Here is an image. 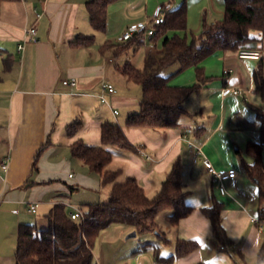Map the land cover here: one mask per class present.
<instances>
[{
	"label": "crops",
	"instance_id": "obj_1",
	"mask_svg": "<svg viewBox=\"0 0 264 264\" xmlns=\"http://www.w3.org/2000/svg\"><path fill=\"white\" fill-rule=\"evenodd\" d=\"M89 1L21 0L0 7V48L4 52L0 56V159L10 161L7 171L0 168V264H15L19 226L31 224L32 215L40 214L46 222L45 216L59 203L65 204L70 213L75 211L70 198L83 187L69 184L77 178L72 170L78 169L83 178L93 173L72 156L71 146L78 140L88 146H101L102 125L107 122L119 124L138 149L136 153L115 151L111 168L122 170L120 180L134 177L146 194L154 197L173 163L181 159L182 179L189 193L186 202L194 209L174 227L168 223L166 213L159 214L164 215L167 225L162 230L159 224L171 241L168 245L155 234H144V240L132 244L135 248L131 250L123 238L133 228L120 226L100 255H96V243L98 264H115L118 258H122L121 264H158L154 246H159L163 254L166 246H175L177 239L195 240L200 249L174 264L208 262L205 256L211 252L213 228L201 209L215 202L222 205V224L235 248L245 258L257 261L264 242V234L252 221L258 215V187L248 177L244 164L253 163L246 153L247 145L261 138L256 110L264 109V102L255 91L253 73L260 61L264 67V46L260 60H242L235 51H219L206 59L205 73L218 79L208 81L184 104L186 114L178 127L131 128L126 121L139 109L137 103L132 107L131 97L119 90L116 95L105 94L109 105L102 104L98 97L103 83L116 87L117 83L128 86L129 82L118 78L122 73L116 67L113 73L108 64L112 60H108V52H101V44L75 45L80 36L93 33L86 9ZM164 1L126 0L112 5L107 38H116L132 24L143 22ZM205 1L203 6L212 12L214 21V10L219 14L224 0ZM167 6L171 9L173 5ZM31 26L37 28V40L24 43L25 30ZM21 44H25L23 51L19 50ZM152 50L158 53L160 47ZM6 58L11 62L9 71L5 70ZM72 79L77 81L76 86L63 84ZM224 88L241 93L224 96ZM76 121L83 126L69 136L68 126ZM190 142L202 151L197 163ZM42 146L35 171L33 164ZM203 155L217 170L236 171L234 178L224 181L225 194L205 169ZM31 205L38 206L36 214L29 211ZM220 257L216 255L215 263H209L222 262Z\"/></svg>",
	"mask_w": 264,
	"mask_h": 264
},
{
	"label": "trees",
	"instance_id": "obj_2",
	"mask_svg": "<svg viewBox=\"0 0 264 264\" xmlns=\"http://www.w3.org/2000/svg\"><path fill=\"white\" fill-rule=\"evenodd\" d=\"M21 0H0V7L6 3H17ZM126 0H90L86 4L90 26L93 33L80 36L75 45L89 47L96 42L95 33L107 34L109 9L112 5ZM172 4L166 11L164 23L155 26L151 37L153 48L161 40L160 52L149 49L144 59V67L138 69L127 61L123 68H116L129 83L141 88L139 111L129 115L126 125L131 128L170 129L180 124L186 114L184 104L191 96L200 91L212 78H208L204 62L219 51L251 50L262 51L264 46V0H224V19L204 21L203 31L189 43L188 9L186 0ZM165 8L166 4L158 7ZM175 32L173 36L169 33ZM146 40L133 38L126 43L104 41L100 46L102 53H110L114 58L128 56L130 51L136 53ZM0 48V56H3ZM260 60V59H259ZM5 70L11 68L10 59H3ZM178 73L195 68L197 82L194 86L179 87L171 85L172 75L164 72L174 66ZM255 91L264 102V67L262 61L253 73ZM260 125V142H251L246 153L253 159L252 164H244L248 177L258 187V215L260 224H264V109L256 110ZM83 126L81 121L68 126V135L74 136ZM101 146H88L82 140L74 142L71 154L82 161L90 173L97 174L101 186H109L111 191L106 203H92L79 209L83 218L72 220L69 208L63 203L54 205L45 216L47 227L21 224L18 229L15 264H98L94 249L100 233L113 223L130 226L139 234H155L164 243L170 244L166 232L160 229L157 217L166 213L171 226L193 212V207L186 202L189 194L182 179V161L176 160L159 192L149 197L144 188L134 177L121 181L122 170L111 168L116 150L136 153L135 144L131 143L123 128L113 122L102 125ZM50 143V142H49ZM48 144V143H47ZM111 147V148H108ZM114 148V149H113ZM33 169L37 170V158ZM72 190L75 188L70 187ZM213 228L212 242L218 251L236 255L246 262L241 251L237 250L223 227L221 216L222 205L218 202L211 207L201 209ZM37 213V212H36ZM35 213V214H36ZM200 249L195 240L177 239L175 252L169 256L161 253L159 246H154V256L158 264H174ZM257 264H264V242L257 255ZM195 264H212L198 262Z\"/></svg>",
	"mask_w": 264,
	"mask_h": 264
},
{
	"label": "rangeland",
	"instance_id": "obj_3",
	"mask_svg": "<svg viewBox=\"0 0 264 264\" xmlns=\"http://www.w3.org/2000/svg\"><path fill=\"white\" fill-rule=\"evenodd\" d=\"M183 0H166L164 1L163 4L168 5L169 2H172L173 4L176 3H181ZM207 1L205 0H186L187 3V9H188V30L185 33L183 32H178V34H180L181 36L186 35L187 39L189 41V43H191L194 38L198 37L201 32L203 31V26H204V21L206 20L208 23L209 22H214V21H218V20H222L224 19V14H225V7L223 6L222 11L218 14L217 9H215V15L217 14V17L214 18V21L212 20V16H211V11L204 7L203 5L206 3ZM207 4V3H206ZM128 29V28H127ZM96 34V43L95 44H102L104 43V41L106 40H111L112 42L115 43L117 37H112V38H107V36L103 33H95ZM175 34V32H171L169 33V36H173ZM150 39L151 38H147L145 41V44L142 45L140 47V49L134 53L133 51H130L129 55H122L119 58H114L110 53H108V60H112L110 63H108L110 66H112V71L114 73V69L115 67L119 66L120 68H123L124 65L127 63V61H130V63L132 65H134L135 67H137L138 69H142L144 67V59L146 57V55L148 54V50L152 49L151 46H153L150 43ZM161 40H159L157 42V46L160 47L161 46ZM151 47V48H150ZM178 69L179 67L177 65H174L170 68H168L165 72L164 75H172L171 78V85L173 86H179V87H190V86H194L196 81V70L195 68H189L181 73H178ZM207 75V74H206ZM14 76V75H13ZM118 78H122L124 81H126V78L123 75H117ZM208 78L212 77V76H208ZM214 77V76H213ZM218 78H212L211 80H209L210 82H213L215 80H217ZM120 83V82H119ZM117 92L118 90L120 91V94H124L127 95L129 97H131L133 99L132 102V107L134 106L133 104L137 103V107H139L138 102L141 99V88L140 86L133 84V83H129L128 86H126L125 83L123 84H116ZM139 111L136 110L135 112ZM1 130V129H0ZM111 148V147H108ZM114 149V148H113ZM73 175H77V178L75 180H73V182L69 183L70 185H79L83 188H80V190L76 193L73 194V196L70 198V203L73 205V207L71 209H75L78 210L81 208L82 205H87V204H92V203H106L109 199V194H110V187L109 186H101L100 185V180H99V176L97 174L93 175H89L88 178H83L80 176L78 169L76 170H72ZM92 174V173H91ZM88 176V175H86ZM78 206V207H77ZM30 216V215H29ZM30 225H37L39 228H45L47 227V222L44 221V218L39 214V215H32L31 216ZM158 222L162 228V230H166V223L164 221V215H159L158 216ZM125 227L128 229H131L130 226L124 225V224H120V223H113L112 225H110L107 229H105L104 231H102L100 233V236L97 240V246L99 247L98 249H96V255L98 253V255H100V251L102 250V247L104 246V248L108 245V243L110 242V239H113L114 233L113 231L119 229V227ZM135 232V230H131V231H127V233L124 235V240L126 243H128V247L130 246V249L133 250L136 246V244H138V242H142L143 239V235L144 234H137L136 237H130L133 233ZM118 234L119 233L118 231ZM153 235V234H152ZM150 234V236H152ZM153 240L157 241V237L152 238ZM132 244H135V246H131ZM214 245V244H213ZM210 244V253L209 256H205V259L210 262L213 260V257H215L216 255H220L221 257V261L216 262L217 264H226V262H228L229 264H257L256 259L255 258H250V257H246L245 259V263L243 261H241V259L236 255V257H231V255L228 252L225 251H218L216 249L215 246H213ZM170 247V248H169ZM166 250L163 252V254L165 256H169L172 253H174V249L175 246L174 244L172 246H166L165 248ZM13 251V250H12ZM122 253H124V250H120ZM14 254V252H13ZM207 255V254H205ZM219 258V259H220ZM218 260V259H215ZM122 262V258H118L116 260V262H114L115 264H121ZM213 262L215 263V261L213 260Z\"/></svg>",
	"mask_w": 264,
	"mask_h": 264
},
{
	"label": "built area",
	"instance_id": "obj_4",
	"mask_svg": "<svg viewBox=\"0 0 264 264\" xmlns=\"http://www.w3.org/2000/svg\"><path fill=\"white\" fill-rule=\"evenodd\" d=\"M170 6H166L165 8L163 7H157L154 11V13L151 16H148L146 20L143 22H138L135 24H132L131 26L128 27V29L121 34L120 36L117 37L116 43H126L127 41L133 39V38H138V40H146L147 38H151L154 36L156 30L155 26L161 25L164 23L165 19V14L166 11H168ZM38 18H40V15H37ZM37 28L36 26H31L25 30V40L24 43L26 42H35L37 40ZM25 44L19 45V50L23 51ZM238 57L242 60L246 59H251V60H259L262 58V53L260 51H251V50H241L238 53ZM63 84L65 86H71L74 87L77 85V81L75 79H72L70 81H64ZM102 92L99 94V100L102 104H107L108 100L106 98L105 94L109 95H116L117 94V89L115 86H113L110 83H103L101 86ZM223 95L228 96L230 94L233 95H239L241 92L239 90H232L230 88H224L223 89ZM115 115H118V111H114ZM190 147L195 149V160L194 162L197 163L200 156L202 155V151L200 148L195 147L191 142L189 143ZM202 163L207 170V172L218 182L219 184V190L221 194L226 193V189L224 186V181L226 179L234 178L236 176V171L235 170H217L212 162L205 156H202ZM10 166V161L9 158L6 159H0V168L4 171H7ZM73 175H70L72 177ZM37 205H31L29 207V211L33 214L37 212ZM71 219L72 220H79L83 218V212L80 210H75L70 213ZM253 223L257 226L258 230L264 234V224H260L258 218H253L252 219Z\"/></svg>",
	"mask_w": 264,
	"mask_h": 264
},
{
	"label": "water",
	"instance_id": "obj_5",
	"mask_svg": "<svg viewBox=\"0 0 264 264\" xmlns=\"http://www.w3.org/2000/svg\"><path fill=\"white\" fill-rule=\"evenodd\" d=\"M137 233L134 232L130 237H136Z\"/></svg>",
	"mask_w": 264,
	"mask_h": 264
}]
</instances>
